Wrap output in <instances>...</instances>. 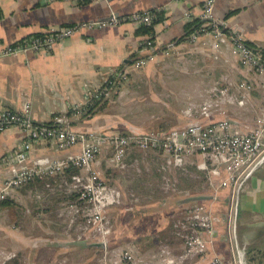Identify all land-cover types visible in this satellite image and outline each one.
Segmentation results:
<instances>
[{
  "label": "crops",
  "instance_id": "obj_1",
  "mask_svg": "<svg viewBox=\"0 0 264 264\" xmlns=\"http://www.w3.org/2000/svg\"><path fill=\"white\" fill-rule=\"evenodd\" d=\"M204 1L0 0V43L6 45L21 42L32 34H46L52 29L104 21L111 12L126 16L136 12L162 11L161 21L153 27V61L138 69L133 59L138 55L139 43L144 37L137 34L139 27L132 23L83 28L41 53L0 56V108L28 112L35 122L41 124L69 117L74 131L106 136L112 134L108 132L118 130L116 126L127 130L132 124L126 121V114L123 117L121 113L130 109L131 105L121 104L120 100L123 98L124 101L126 95L136 94L133 92L135 87L143 86L150 92L149 99L142 100L140 106L132 107L135 112L143 113L142 118L147 121L148 127L185 122L172 128L177 129L190 123L210 124L227 119L242 132L251 133L255 119L264 115V70L257 71L242 63L227 40L215 46L209 34L200 36L195 44L183 38L185 25L201 20ZM214 15L227 35L234 33L251 47L264 52V0H215ZM165 64L177 65L178 69L163 68ZM120 66L127 77L126 82L109 87L102 99L107 106L115 105V112L106 113L108 109H104L87 115L84 110L81 114H75L74 108L84 105L93 93L104 87L112 68ZM154 67L156 69L153 70ZM241 83L251 86L249 92L244 91L247 96L244 107L227 106L223 108L225 113L213 111L210 115L198 112L199 106L208 98L211 86L228 88L240 97L237 89ZM169 130L155 129L149 132L161 134ZM125 132L144 133L134 130ZM23 140L22 133L14 127L0 133V183L36 160L51 161L73 156L80 151L79 146L61 151L53 140H40L31 144V162L7 163L5 158L19 151ZM99 147L100 152L92 168L104 182L116 186L112 178L115 170L112 147L105 140L99 142ZM138 154L143 153L133 148L127 149L124 160L128 168L138 163ZM148 154L160 158V168L164 174L168 163L174 165V187L178 185L176 173L183 177L193 174L195 178L203 180L205 192L185 188L178 191L182 197L179 206H189L191 203L185 202L188 197L211 196L199 156L174 160L156 148ZM69 176L65 171L52 179L34 181L18 192L19 199L13 201L15 206L0 209V253L13 254L10 260H17L21 264H100L102 248L88 239V245L79 242L85 234V224L82 219L70 215V209L66 211L77 204L73 195L67 196L68 191L63 184V180ZM60 195L67 197H63V200L59 198ZM217 196L214 206L222 218L216 225L217 234L211 248L205 254L181 258L183 245L172 246V253L180 258V264H208L213 253L228 264H239L242 257L244 261L247 260L245 254L250 248L262 250L248 248L247 242L264 241V226H251L264 221V165L235 188L220 189ZM228 203L231 217L227 220L223 215ZM121 208L124 213L128 212L124 215L127 217L126 223L120 222L121 219L116 221L122 213L120 209L119 215L114 213L111 219L108 217L110 222L112 220L111 246L121 245L124 241L132 244L128 247L136 254L147 256L157 252L159 243L163 242L156 241L142 251L134 241L141 237H160L164 240L167 236L163 231L166 228L164 211L150 214L153 211H149L146 204L134 203ZM236 230L244 247L240 246ZM246 235L249 239L245 241Z\"/></svg>",
  "mask_w": 264,
  "mask_h": 264
},
{
  "label": "built area",
  "instance_id": "obj_2",
  "mask_svg": "<svg viewBox=\"0 0 264 264\" xmlns=\"http://www.w3.org/2000/svg\"><path fill=\"white\" fill-rule=\"evenodd\" d=\"M103 1V0H95ZM215 0H205L202 5L201 29L194 31L187 41L198 43V38L209 34L215 41V46L229 41L235 49L239 59L257 71L264 70V52L248 46L241 37L232 33L227 35L214 15ZM153 15L151 11L136 12L126 16H118L111 12L104 21L94 23H80L61 29H52L41 37H32L16 44L0 43V56H18L27 52L41 53L67 38L72 37L80 29L107 26H118L132 23L139 26H150ZM155 36V35H154ZM154 36L147 35L139 43L138 54L145 51L147 56L134 62L135 68H140L153 61L155 42ZM204 45V44H203ZM127 80L122 67L112 68L104 87L93 93L87 102L74 108L75 114H81L94 100L104 97L108 88L125 83ZM109 88V89H110ZM251 86L246 83L239 84L237 92L240 97L228 88L218 85L208 90V98L199 109L201 115H208L212 111L221 110L222 107L247 104L246 93ZM244 91L246 93H244ZM17 128L23 135L19 151L5 158L9 164L28 163L29 151L32 142L40 140H53L61 151L79 146V153L65 156L51 161L36 160L31 165L20 168L13 176L0 183V201L19 199V191L26 185L46 179L55 178L69 168H77L78 173L72 174L65 181L68 193L78 195L75 205L70 206L72 216L80 215L87 218L88 223L97 232L98 243L102 244V257L100 264H180V258L175 257L168 248L160 247L151 255H139L128 250L118 251L109 248L107 236L110 231V221L104 216L107 208L120 206L122 195L115 186L102 183L92 168L100 152L99 142L107 141L112 147V162L116 169L124 170L127 166L124 158L127 149L133 148L143 154L152 149H158L168 154L174 160L197 155L201 158L207 182L213 199L210 202L194 203L188 206L183 219L176 224L177 236L181 240L184 252L182 257L202 255L212 246L213 231L216 229L218 213L212 209L217 201L220 189L235 188L240 182L249 177L256 169L264 165V115L257 117L251 133H244L230 120L222 119L210 124L190 123L185 127L171 129L161 134L148 132L143 134H112L100 136L98 134L76 132L71 127V119L63 117L53 119L50 125L35 122L28 112L19 113L9 108H0V133ZM167 172L173 173L175 168L167 167ZM169 170V171H168ZM169 173V174H170ZM48 186V184H46ZM84 205L82 210L79 205ZM231 217V211L228 218ZM207 234L210 239L206 241L201 236ZM14 257L13 254L0 253V264H5ZM208 264H226V262L213 253ZM239 264H246L243 257Z\"/></svg>",
  "mask_w": 264,
  "mask_h": 264
},
{
  "label": "rangeland",
  "instance_id": "obj_3",
  "mask_svg": "<svg viewBox=\"0 0 264 264\" xmlns=\"http://www.w3.org/2000/svg\"><path fill=\"white\" fill-rule=\"evenodd\" d=\"M163 68H167L169 70H171V69L177 70L178 69L177 65L168 66L167 64H165V67H163ZM154 69H156V67H154L153 70ZM143 70H145V69H143ZM143 70H140V71H143ZM134 89L135 90L133 92H136V94L132 93V94L126 95L124 101H123L122 97H121L122 99L120 100V101H122L121 104L124 103L125 105H127V104L129 106L131 105L130 109H128V110L125 109L121 113H122L123 117H124V114H126V116H125L126 121L131 122L132 124L130 126H128L127 130H122L121 128H117V127H122V126H116V129H118V130H112L111 132H108V133H112V134H116V135H123V134L129 133V132H125V131H132V130H134L136 132L140 131V132H144V133L147 132L148 133L149 131H152L155 129H163V130L168 129L169 130V129L176 128V127H179V126H182L183 124H185V122H181L180 124H177V125L168 126V125H165L162 123L158 126H149L148 127L147 123H146L147 121L143 120V118H142L143 113L139 112V111L135 112L133 110L132 106H136L137 104H138L137 106H140V103L142 100L147 101L149 99V93L150 92L146 89V87L143 88V86H137ZM152 92L154 93V91H152ZM114 106H107V105L102 106L101 105L100 110L103 111L104 109L105 110L108 109L106 111V113H113L116 110V109H114ZM201 106H199V109ZM120 107H122V106H120ZM225 107H227V106H225ZM223 108L224 107H222L221 110L216 109L215 111L225 113ZM199 109H198V112H199ZM118 117L120 118L121 116H118ZM93 134H95V133H93ZM112 134H108L106 136H109ZM148 153L149 152L142 154V155L138 154V155H140L139 161H137L138 163H136L133 166H130L129 168H128V166H126V168L124 170L116 169L114 163L112 162V165L115 168L112 178H114V182H116L113 185H116L115 187L118 190H120L121 195H122V198H121L122 203L120 206L116 205V206L110 208V210H111L113 208L118 207L117 209L109 211V208H107L104 216L106 218L110 217V219H111L112 218L111 215H113L114 213L119 215L120 211H118V210L119 209L121 210L122 209L121 207H123V206L130 205V203H134L137 205L146 204L147 209H149V211L150 210L153 211V212H149L150 214H152L156 211H158L160 213V211L163 210L165 213V217H166L165 218V221H166V228L165 229L166 230L164 229L163 231H164V233H167V236L164 240H167V241L165 242L163 239H160V241L163 243H159L158 249L160 247H165V248H168L170 250V252L172 253V246H179L180 244H182L181 240H179V237L176 234L177 233L176 224L183 219V217L185 216V213H186V207L179 206V201L182 197H181V194L178 193V191L182 190V188H185L188 191H200V190L203 191L204 183H203V180H201L199 178H195V176L193 174L191 175V177H192L191 178V177H183V176L177 175V173H176L175 176L177 177L178 185H177V187H174L176 181L173 178L174 177L173 173L166 171L165 172L166 174H164V171H162L160 168L161 164H162V161H160V158H158L155 155L148 154ZM167 167H172V164L168 163ZM167 167H166V169H167ZM95 173H96V171H95ZM96 175L99 177V179L102 181V183L110 186L107 182H104L97 173H96ZM64 180L66 181V179H64ZM45 184H47V183H45ZM203 192H205V191H203ZM66 194H67V196L68 195L76 196V200L78 198V195L76 193L70 194L67 192ZM67 196L60 195L59 198H62L63 200H65V198H63V197H67ZM77 203H78V201H77ZM152 204H154V205H152ZM214 205L215 204L213 203L212 209L215 211L216 208ZM79 206L82 210H85L84 205L80 204ZM228 209H229V203L227 205H225L224 214L228 213ZM68 210H69V208L66 209V211H68ZM139 211H141V210H139ZM121 212L122 213L118 216L116 221H119L121 219L120 222L126 223L127 217L124 215L125 214L127 215L128 212L124 213L123 210H121ZM136 217H137V215H136ZM75 218H79V220L82 219L83 223L85 224V230L86 231H85V234H83V236L79 239V242L80 241H86L88 239L89 241H95L97 243V240H98L97 239L98 238L97 232H96V235H95V233H93L94 227L91 223H88L87 218H82L80 215H77ZM111 223H112V220L110 222V226L112 227ZM111 227H110V231H109L108 236H107L108 247H109L110 241L112 242V240H110ZM174 233H175V236L180 241V243L176 239V237L173 235ZM236 234L238 237V241L240 242V246L244 247L243 243H241L242 242L241 239L238 236L237 230H236ZM75 241H77V239H75ZM248 242H249V240H248ZM248 242H247L248 248L249 247H257V248H262V250L264 249V241L259 242V240H258L252 244L248 243ZM129 244L132 245L131 243H129ZM129 244H126L123 241L121 243V245L111 246V247L116 248V250H118V251H123V250L129 249V247H128ZM100 252H101L100 257H102V254H103L102 249H100ZM252 254L253 253H251L249 256H248V254H245L246 259H247V260H245V263L246 264H262V261H264V258L252 259V257H251ZM226 264H228V263L226 262Z\"/></svg>",
  "mask_w": 264,
  "mask_h": 264
},
{
  "label": "trees",
  "instance_id": "obj_4",
  "mask_svg": "<svg viewBox=\"0 0 264 264\" xmlns=\"http://www.w3.org/2000/svg\"><path fill=\"white\" fill-rule=\"evenodd\" d=\"M152 15H153V18H152V21H151V24L150 26H139L138 30H137V34L140 35V36H147V35H150L154 36V30H153V27L155 24H157L158 22L161 21V18H162V11L160 10H152L151 11ZM0 19H1V11H0ZM203 24V21L202 20H194L192 22H189L185 25V35L183 38H188L194 31L196 30H199L201 29V26ZM222 30L226 33L227 31L222 27ZM44 34H40V33H36V34H32L30 35L29 37L25 38L24 40H28L29 38H32V37H41L43 36ZM22 40V41H24ZM247 44V43H246ZM248 46H250L249 44H247ZM147 56V53L145 51H141L137 56H135V58L133 59V62H136L137 60L139 59H142V58H145ZM102 98H100L99 100H94L92 102L91 105H89L87 108H85V114L87 115H91V114H94L96 113L97 111L100 110V106L102 105H105L103 102H102ZM52 122L48 123L47 125H50ZM66 172L70 175L72 174H75V173H78L79 170L77 168H69L66 170ZM24 188V187H23ZM23 188L21 190H23ZM72 198H76V196H72ZM195 203H201V202H195ZM193 203H191L189 206H191ZM12 206H15V204L13 203V201L11 200H3V201H0V209L2 208H8V207H12ZM188 207V206H187ZM186 207V209H187ZM118 208V207H117ZM113 209H116V208H113ZM216 211V210H215ZM132 212V211H130ZM158 242L160 241V237L158 238H155V237H141V238H138L134 241V244L136 243V246L140 249V250H144L145 247H148L150 246L151 244H153L154 242ZM82 243L88 245L89 242L87 241H83ZM109 248H111V244L109 243ZM248 256L252 254V259H255V258H262L264 257V250H260V249H255V248H250L247 252ZM5 264H21L19 261L17 260H9L7 261ZM262 264H264V261H262Z\"/></svg>",
  "mask_w": 264,
  "mask_h": 264
},
{
  "label": "water",
  "instance_id": "obj_5",
  "mask_svg": "<svg viewBox=\"0 0 264 264\" xmlns=\"http://www.w3.org/2000/svg\"><path fill=\"white\" fill-rule=\"evenodd\" d=\"M213 199V197L212 196H205V195H196V196H192V197H188V198H186L185 199V202H190V203H195V202H208V201H211ZM229 213V212H228ZM227 213V214H228ZM227 214H224L223 216L225 217V218H227V220H228V215ZM217 218H218V221H217V225H219V221L221 220V216L218 214V216H217ZM251 226H253V227H256V226H258V227H262V226H264V221H262V222H260V223H256V224H254V225H251ZM216 234H217V230L215 229L214 231H213V233H212V235H211V237L212 238H215L216 237ZM254 234V233H253ZM201 236L203 237V239L204 240H206V241H209V239H210V237L207 235V234H205V233H202L201 234ZM247 239H249V237L247 238V235L245 236V238H244V240L246 241ZM95 245H97V246H99V247H102L101 245V243H95Z\"/></svg>",
  "mask_w": 264,
  "mask_h": 264
}]
</instances>
